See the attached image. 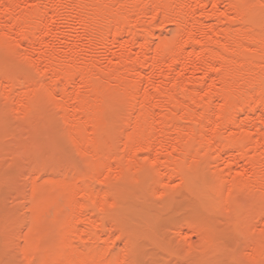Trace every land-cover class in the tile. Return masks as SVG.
Segmentation results:
<instances>
[{
    "label": "bare ground",
    "instance_id": "obj_1",
    "mask_svg": "<svg viewBox=\"0 0 264 264\" xmlns=\"http://www.w3.org/2000/svg\"><path fill=\"white\" fill-rule=\"evenodd\" d=\"M0 264H264V0H0Z\"/></svg>",
    "mask_w": 264,
    "mask_h": 264
}]
</instances>
